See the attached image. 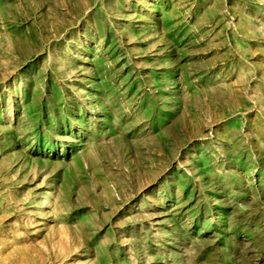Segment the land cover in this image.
I'll return each instance as SVG.
<instances>
[{"label":"rangeland","instance_id":"1","mask_svg":"<svg viewBox=\"0 0 264 264\" xmlns=\"http://www.w3.org/2000/svg\"><path fill=\"white\" fill-rule=\"evenodd\" d=\"M262 116L264 0H0V264H264Z\"/></svg>","mask_w":264,"mask_h":264},{"label":"bare ground","instance_id":"2","mask_svg":"<svg viewBox=\"0 0 264 264\" xmlns=\"http://www.w3.org/2000/svg\"><path fill=\"white\" fill-rule=\"evenodd\" d=\"M261 113V112H260ZM262 120L264 121V117L262 116ZM256 137H258V135H256ZM255 135L253 136V139L257 141ZM254 172H249L247 174L248 177H254ZM259 201L256 198V196H253V211H252V216L254 217V223L252 225V230H253V236H254V243L257 242V238H258V232L260 231L262 234V237L264 238V226H261V228L258 227V225H256V218L258 217L259 213H260V209H259ZM264 214V213H263ZM263 223H264V217H263ZM261 229V230H260ZM257 236V237H256ZM264 242V240H263Z\"/></svg>","mask_w":264,"mask_h":264}]
</instances>
